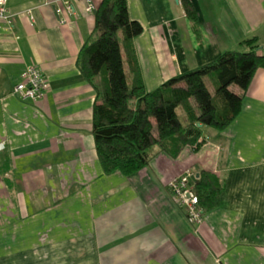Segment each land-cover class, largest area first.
<instances>
[{"label": "crops", "instance_id": "crops-1", "mask_svg": "<svg viewBox=\"0 0 264 264\" xmlns=\"http://www.w3.org/2000/svg\"><path fill=\"white\" fill-rule=\"evenodd\" d=\"M101 1L6 0L0 264H264V70L224 131L204 128L198 146L176 159L153 147L132 176L105 175L91 133L96 93L77 66ZM182 1L126 0L129 18L142 26L131 46L147 92L226 51H248L245 40L255 39L264 55V0H187L195 25ZM121 56L128 72L122 49ZM28 66L48 83L39 102L12 94ZM186 170L221 182L219 205L199 226L167 187Z\"/></svg>", "mask_w": 264, "mask_h": 264}, {"label": "trees", "instance_id": "trees-1", "mask_svg": "<svg viewBox=\"0 0 264 264\" xmlns=\"http://www.w3.org/2000/svg\"><path fill=\"white\" fill-rule=\"evenodd\" d=\"M182 7L195 25L193 5L183 0ZM93 16L94 30L79 52L77 66L96 93L91 133L105 175L132 176L148 165L153 147L176 159L184 148L198 146L204 128L224 131L238 116L256 70H264V55L256 40L249 39L242 42L248 51H226L147 92L131 46L142 26L129 18L126 0H102ZM190 185L203 213L218 207L221 182L216 176L194 172Z\"/></svg>", "mask_w": 264, "mask_h": 264}, {"label": "built area", "instance_id": "built-area-1", "mask_svg": "<svg viewBox=\"0 0 264 264\" xmlns=\"http://www.w3.org/2000/svg\"><path fill=\"white\" fill-rule=\"evenodd\" d=\"M65 4L69 7L68 3ZM93 9V6L88 4L87 12L91 13ZM9 19L6 0H0V20L8 23ZM47 88L48 83L43 74L34 66H28L22 72L20 81L13 87L12 94L22 101L39 102L44 98ZM3 149L4 146L0 144V151ZM193 176L192 170H186L182 175L168 181L167 187L179 206L186 210L188 223L199 226L202 223L203 212L197 206L198 201L190 185Z\"/></svg>", "mask_w": 264, "mask_h": 264}, {"label": "rangeland", "instance_id": "rangeland-1", "mask_svg": "<svg viewBox=\"0 0 264 264\" xmlns=\"http://www.w3.org/2000/svg\"><path fill=\"white\" fill-rule=\"evenodd\" d=\"M206 85L208 86L210 92L213 93V92H214V91H213V87L208 83V81H206ZM207 132H212V130H209V129H208ZM170 180H171V179H170ZM170 180H169V181H170Z\"/></svg>", "mask_w": 264, "mask_h": 264}, {"label": "water", "instance_id": "water-1", "mask_svg": "<svg viewBox=\"0 0 264 264\" xmlns=\"http://www.w3.org/2000/svg\"><path fill=\"white\" fill-rule=\"evenodd\" d=\"M198 127H201V125H198Z\"/></svg>", "mask_w": 264, "mask_h": 264}]
</instances>
